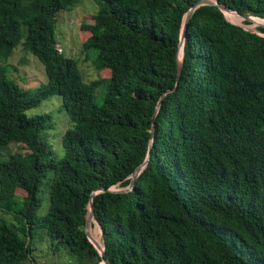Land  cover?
I'll return each instance as SVG.
<instances>
[{
    "label": "trees",
    "instance_id": "16d2710c",
    "mask_svg": "<svg viewBox=\"0 0 264 264\" xmlns=\"http://www.w3.org/2000/svg\"><path fill=\"white\" fill-rule=\"evenodd\" d=\"M82 1L95 6L83 50L108 73L88 83L54 35L58 15ZM199 1L0 0V208L13 220L0 223V264H37L43 246L42 264H57L61 249L72 264H264V28ZM217 1L264 19V0ZM19 45L45 84L11 77L5 63ZM51 97L68 116L61 157L40 137L51 117L26 115ZM10 144L25 152L4 154ZM148 154L131 190L109 191L125 189ZM99 189L102 258L84 232Z\"/></svg>",
    "mask_w": 264,
    "mask_h": 264
},
{
    "label": "rangeland",
    "instance_id": "374dc122",
    "mask_svg": "<svg viewBox=\"0 0 264 264\" xmlns=\"http://www.w3.org/2000/svg\"><path fill=\"white\" fill-rule=\"evenodd\" d=\"M94 7L95 6L92 2L82 1L72 11L61 12L57 17L54 33L57 41V48L59 51H62L67 58H73L77 61L78 69L82 75V80L85 83L108 76L106 71H103L101 76L99 75L94 62V53H86L82 47L83 39L86 37V33L81 28V24L83 22L87 24L92 22L90 17L95 11ZM229 13H225V15L227 20L233 24L242 26L253 32L259 27L253 26V23L251 22L249 24H243L244 20L241 17L233 12L231 13L234 16ZM235 20H240L241 23H238ZM5 64L8 65L11 77L24 89L37 88L41 84L46 83V76L42 64L31 52L23 50L21 45L14 49L13 54L8 58ZM107 84L108 80L103 79L96 90L94 102L98 105L102 103ZM44 114L51 117V120L54 122V127L51 130H42L40 137L42 140H45L49 145H51L54 155L61 157L63 152L60 139L61 135L69 126L68 116L61 108L60 100L57 97L46 99L41 103V105L26 112L28 117ZM6 149L7 150L4 154L16 151L22 153L25 152L20 148L18 149L17 145L13 144H10ZM116 189L119 190L120 188H115V190ZM43 198L45 202L43 207H46L48 204L47 191L44 193ZM12 221V213L0 208V223L4 222L9 224ZM91 225V236L99 239L102 244L100 228L95 222H92ZM43 248L44 249L42 251H37V256L35 258L37 264L45 263V261L50 262L51 260L49 257L45 256L48 252L47 247L43 246ZM42 255L44 257H41ZM54 258V261L57 264H72L71 256L63 249H61Z\"/></svg>",
    "mask_w": 264,
    "mask_h": 264
},
{
    "label": "water",
    "instance_id": "95a60500",
    "mask_svg": "<svg viewBox=\"0 0 264 264\" xmlns=\"http://www.w3.org/2000/svg\"><path fill=\"white\" fill-rule=\"evenodd\" d=\"M201 5H216L220 9V11L223 12V14H224V16H225L226 19H227V17L225 15V13H229V12L230 13L233 12L236 15H238L239 17H241L243 20H246V21L251 22V23H253V20L254 19H259V18L249 17V16H246V15H239L237 12L231 11L230 9H228V8L222 6L221 4H219L217 0L216 1H213V0H201V1H199L197 3V5L195 7L201 6ZM195 7L191 8L186 13V15L183 18V23H182V27H181V36H180V39H179V47H178V52H177V57H176V59H177V79H176V84L178 83L179 78H180L181 67H182L183 58H184V54H185L184 47H185V40H186L187 29H188V22H189V20L191 18V15H192ZM259 27H263L264 28V25H260ZM244 29H246V28H244ZM246 30H248V29H246ZM248 31L253 32L251 30H248ZM179 49H181V57L180 58H179ZM159 105H160V101L158 102V104L156 106V110H155V113L153 115V118L155 117V115L157 113V110L159 108ZM152 131H153V129H152ZM148 157H149V154H148L147 158L145 159V161L139 167H137L135 169V171L132 173V175L130 176V183H129V185L125 189L120 188L119 190L118 189L115 190V188H111V189H109V191H111V192H125V191L131 190L132 187H133V185H134V181L139 176V174L141 173V171L143 170V168L146 166V164L148 162ZM100 191H103V189L102 190L99 189L96 192H93L92 195H91V198L89 200V203H88V212H87L86 219H85L84 232L86 234V237L90 241V243L94 246V248L99 253L100 257L102 258L104 256V246H103V244L99 245L93 239V237L90 234V229H91V226H92L91 225L92 224V221L97 224V221L95 220L94 213H93V198H94L95 194L97 192H100ZM101 236H102V232H101ZM98 264H106V261L103 259V260H101V263H98Z\"/></svg>",
    "mask_w": 264,
    "mask_h": 264
},
{
    "label": "bare ground",
    "instance_id": "6f19581e",
    "mask_svg": "<svg viewBox=\"0 0 264 264\" xmlns=\"http://www.w3.org/2000/svg\"><path fill=\"white\" fill-rule=\"evenodd\" d=\"M228 14V13H227ZM230 15L232 14V13H229ZM233 15V14H232ZM260 25H264V20H260V19H258V20H256V19H254L253 20V26H260ZM181 57V49H179V58ZM93 222V221H92ZM93 239L99 244V245H101V243H100V241H99V239H97L96 237H93Z\"/></svg>",
    "mask_w": 264,
    "mask_h": 264
},
{
    "label": "clouds",
    "instance_id": "9594fccd",
    "mask_svg": "<svg viewBox=\"0 0 264 264\" xmlns=\"http://www.w3.org/2000/svg\"><path fill=\"white\" fill-rule=\"evenodd\" d=\"M259 35L263 36L264 34H260V33H259Z\"/></svg>",
    "mask_w": 264,
    "mask_h": 264
}]
</instances>
